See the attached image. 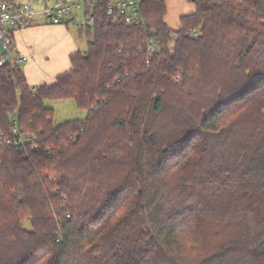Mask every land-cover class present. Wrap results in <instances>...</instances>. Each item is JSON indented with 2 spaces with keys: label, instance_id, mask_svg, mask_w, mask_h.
Wrapping results in <instances>:
<instances>
[{
  "label": "trees",
  "instance_id": "16d2710c",
  "mask_svg": "<svg viewBox=\"0 0 264 264\" xmlns=\"http://www.w3.org/2000/svg\"><path fill=\"white\" fill-rule=\"evenodd\" d=\"M188 1L176 31L164 0L145 30L102 3L51 85L0 66V132L32 140L0 147V264H264V0Z\"/></svg>",
  "mask_w": 264,
  "mask_h": 264
},
{
  "label": "built area",
  "instance_id": "2783aa9c",
  "mask_svg": "<svg viewBox=\"0 0 264 264\" xmlns=\"http://www.w3.org/2000/svg\"><path fill=\"white\" fill-rule=\"evenodd\" d=\"M40 6L35 10L31 2L25 1L17 6L12 0H0V66L14 67L17 62L25 61V57L15 56V43L13 35L16 31L30 27L36 16H41L51 25L74 24L79 29L91 28L96 23V16L92 13L102 3L105 5V13L112 20H121L125 24L146 29L140 13V6L144 0H57L53 5L49 0H35ZM83 11L81 21L75 22L76 13ZM190 35H195L190 32ZM176 35H173L175 40ZM147 53L154 51L152 43L146 44ZM14 122L16 118H13ZM30 137L22 135L17 125H14L11 137L0 132V147L11 146L18 150H25L31 143Z\"/></svg>",
  "mask_w": 264,
  "mask_h": 264
},
{
  "label": "rangeland",
  "instance_id": "374dc122",
  "mask_svg": "<svg viewBox=\"0 0 264 264\" xmlns=\"http://www.w3.org/2000/svg\"><path fill=\"white\" fill-rule=\"evenodd\" d=\"M83 11H78L74 19L75 22L81 21ZM37 33L31 35V38L24 42V54L28 59L19 69L24 74L26 80L32 86L41 84L51 85L55 78L70 69L69 57L75 52L85 54L87 52L88 39L84 32L80 34V29L74 24L69 23L68 27L52 26L47 23V26ZM27 67L31 68L29 71ZM45 106L52 109L54 112L52 124L54 127L60 126L66 122L74 120H84L87 116V111L79 110L73 100H57L46 101ZM258 199L255 210H250L248 215L256 214L259 222L264 224V194L261 192L256 196ZM234 216V215H233ZM232 215H224L220 217L222 221H228ZM254 222V221H252ZM24 228L29 230L30 224L24 222ZM255 235L254 230L248 233L247 240H251Z\"/></svg>",
  "mask_w": 264,
  "mask_h": 264
},
{
  "label": "crops",
  "instance_id": "0c3cea01",
  "mask_svg": "<svg viewBox=\"0 0 264 264\" xmlns=\"http://www.w3.org/2000/svg\"><path fill=\"white\" fill-rule=\"evenodd\" d=\"M25 1L31 2L32 7L35 10H38L40 8L39 5H37L35 0H12V2L19 6L23 4ZM57 0H49L48 4L53 5ZM165 4V16H164V22L166 26L172 30L176 31L180 27V20L184 16L190 15L194 13L195 8L192 3H190L188 0H164ZM51 25V24H50ZM42 26H47V22L41 17V16H36L34 19L33 24L26 28L22 29L19 31H16L13 35L14 43H15V56L17 57H25L26 60L22 62H17V66L24 64L25 62H28L27 57L23 53L25 49L24 47V42H27L29 37L31 38V35L37 34L43 27ZM52 26H63V27H68V25H52ZM32 68V67H31ZM30 67H27V70L29 71L31 69ZM28 85L29 82L27 81ZM31 87H34L33 85Z\"/></svg>",
  "mask_w": 264,
  "mask_h": 264
}]
</instances>
